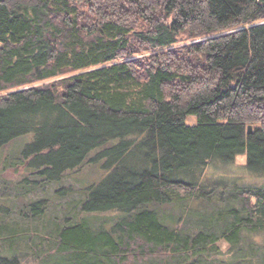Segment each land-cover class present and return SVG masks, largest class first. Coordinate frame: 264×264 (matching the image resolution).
Returning <instances> with one entry per match:
<instances>
[{"label":"trees","instance_id":"16d2710c","mask_svg":"<svg viewBox=\"0 0 264 264\" xmlns=\"http://www.w3.org/2000/svg\"><path fill=\"white\" fill-rule=\"evenodd\" d=\"M1 92L0 149L31 134L19 156L42 183L104 158L80 218L45 235L65 262L211 264L225 241L228 264H264V185L207 174L246 154L264 175V0H0ZM11 225L0 264H20Z\"/></svg>","mask_w":264,"mask_h":264},{"label":"rangeland","instance_id":"374dc122","mask_svg":"<svg viewBox=\"0 0 264 264\" xmlns=\"http://www.w3.org/2000/svg\"><path fill=\"white\" fill-rule=\"evenodd\" d=\"M54 79L37 81L34 85L46 84ZM4 93L6 92H1L0 95ZM188 122L190 124L195 123L196 117L191 116ZM31 140V134L25 135L0 149V196L2 198L8 196L11 207L9 215L0 220L10 222L13 230H23L20 232L21 241L17 244L19 246L20 264H75L70 261L65 262L60 254H55V241L47 240L45 235L54 222L62 223L69 217L71 221L80 218L82 215L80 212L81 200H85L87 196V187L98 183L107 173L103 167L104 158L84 163L81 169L74 173H68L60 182L45 184L42 183L40 176L31 174L27 169V162H23L19 156L25 144ZM96 151L97 149L90 153L89 160L96 154ZM246 162L247 155L241 154L235 158L233 163L208 166L207 174L214 178H222L226 182L229 180L238 182V178L247 185H264V175L248 172ZM25 176L31 180L36 179L40 183L32 190H28L29 192L26 190H23L26 192H21L12 188L19 184ZM7 181L9 184L12 183L11 187L4 189ZM62 186L67 189L72 188V192L55 194L56 189ZM39 199H46L45 211L40 216L33 218L30 203ZM114 214V212L103 213L101 217L109 220ZM24 232L25 235L22 238ZM248 239L253 248L257 250L259 246H264V231L250 234ZM220 250V253L213 252L210 255L211 264H228L232 256L230 246L227 242L221 241ZM250 263L251 260L242 261L240 264Z\"/></svg>","mask_w":264,"mask_h":264},{"label":"water","instance_id":"95a60500","mask_svg":"<svg viewBox=\"0 0 264 264\" xmlns=\"http://www.w3.org/2000/svg\"><path fill=\"white\" fill-rule=\"evenodd\" d=\"M252 131V125H249V132Z\"/></svg>","mask_w":264,"mask_h":264}]
</instances>
